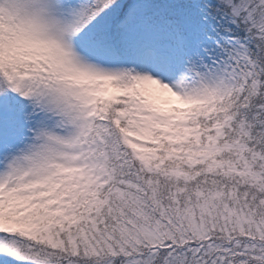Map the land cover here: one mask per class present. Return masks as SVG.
I'll return each instance as SVG.
<instances>
[{"label":"snow or ice","instance_id":"snow-or-ice-1","mask_svg":"<svg viewBox=\"0 0 264 264\" xmlns=\"http://www.w3.org/2000/svg\"><path fill=\"white\" fill-rule=\"evenodd\" d=\"M0 264H264V0H0Z\"/></svg>","mask_w":264,"mask_h":264}]
</instances>
